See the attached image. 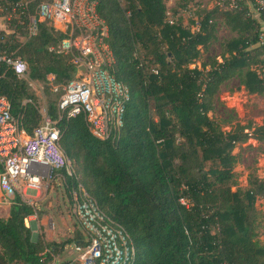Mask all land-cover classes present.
Wrapping results in <instances>:
<instances>
[{
  "label": "trees",
  "instance_id": "16d2710c",
  "mask_svg": "<svg viewBox=\"0 0 264 264\" xmlns=\"http://www.w3.org/2000/svg\"><path fill=\"white\" fill-rule=\"evenodd\" d=\"M96 10L109 29L110 70L132 98L120 136L106 140L90 132L82 114L60 118L58 102L50 101L48 114L81 176L62 174L81 182L125 227L136 248L134 264H264L256 207L264 177L250 173L248 186L234 188L239 156L233 153L251 137L264 141V123L223 130L209 115L220 86L235 75L249 93L264 96V43L258 42L264 24L247 6L204 10L196 30L180 18L169 23L165 0H97ZM218 17L238 35L226 43L221 61L192 67L200 46L215 37ZM64 36L42 21L25 42L0 30V48L26 61L30 79L47 81L53 74L63 93L76 73L72 55L56 51ZM6 69L0 65V75L6 71L0 95L9 97L13 114L31 133L42 113L28 82ZM10 202L9 216H0V264H70L56 261L68 240L47 241L44 233L32 238L26 218L43 211L17 192Z\"/></svg>",
  "mask_w": 264,
  "mask_h": 264
},
{
  "label": "built area",
  "instance_id": "2783aa9c",
  "mask_svg": "<svg viewBox=\"0 0 264 264\" xmlns=\"http://www.w3.org/2000/svg\"><path fill=\"white\" fill-rule=\"evenodd\" d=\"M196 1L189 3L190 11L205 5L203 0ZM212 2L221 10L247 6L264 24V0ZM96 5L97 0H0V30L14 33L25 42L38 32L39 23L45 21L65 34L56 51L72 55L76 73L58 100L59 117L82 114L90 132L106 140L120 136L132 96L129 86L110 70L114 56L107 41L109 29L97 13ZM182 14L180 9L171 13L167 7L166 20L175 23ZM258 42L264 43V31ZM14 53L0 48V65H6L29 82L32 79L28 76L26 61ZM80 65L86 70L78 75ZM29 101L30 98L23 99V103ZM20 123V115L13 114L9 97L0 95V163L3 166L0 181L7 196L12 197L15 192L21 194L24 187L41 189L55 181L57 172L62 170L71 179H78L61 145L57 121L48 112L42 114L41 122L31 133ZM61 175L68 190L69 211L82 227V237L75 240L78 255L70 264H134L136 248L125 227L107 215L80 182H68L65 175ZM26 201L32 203L28 198Z\"/></svg>",
  "mask_w": 264,
  "mask_h": 264
},
{
  "label": "rangeland",
  "instance_id": "374dc122",
  "mask_svg": "<svg viewBox=\"0 0 264 264\" xmlns=\"http://www.w3.org/2000/svg\"><path fill=\"white\" fill-rule=\"evenodd\" d=\"M124 1V0H123ZM166 5L171 13H174L180 9L182 15L179 17L183 24L190 26L193 30L199 27V22L202 19L203 11L214 8L212 0H203L204 6L198 7L196 10H189L190 2H197L196 0H189L186 5L182 4L181 0H165ZM199 2V1H198ZM183 5V6H182ZM215 22V37L212 38L207 47L201 48V56L191 66L195 65L201 67L203 62H210L211 59L216 58L222 60V55L226 53V43L238 34L233 31L221 18L214 20ZM262 57V56H261ZM27 80L28 76L26 77ZM54 75L49 74L47 81L29 80L33 81L32 84L29 82L28 91L33 94L36 98V103L42 114L48 112L49 103L54 100L58 102L62 93L61 89H56L54 84ZM53 83V85H51ZM211 117H214L221 125L223 130H230L234 128L237 123L243 125L252 124L260 125L264 123V96L255 93H249L244 85L240 81L238 75L233 76L231 79L224 82L215 94L213 99V108L209 112ZM233 153L239 156V162L234 167V188L241 186L245 188L248 186V175L250 173L259 174V170L262 167L264 159V141L257 140L256 138H249L248 141L238 144ZM73 167L77 172L78 179L80 174L78 173V163L73 162ZM263 171V170H262ZM261 173V172H260ZM81 183V182H80ZM82 184V183H81ZM83 185V184H82ZM64 186L63 180L58 179L51 182L49 185L45 184V187L53 188V203L55 204L51 210V221L54 223V232H58L62 220L59 215H65L69 227V231L66 230L64 235H61L55 242L61 244L68 240L67 244L61 249L60 254L56 257L57 262L69 261L74 259L78 252L75 250V240L80 236L82 227L80 226L77 219L67 210L58 208L61 199V187ZM65 187V186H64ZM25 188V187H24ZM258 200V199H257ZM256 200V204L257 201ZM258 210L261 214L259 216V238L264 243V202H258ZM45 208V205H44ZM46 209V208H45ZM69 209V207H68ZM38 236L41 234V230H38ZM52 242V241H51Z\"/></svg>",
  "mask_w": 264,
  "mask_h": 264
},
{
  "label": "crops",
  "instance_id": "0c3cea01",
  "mask_svg": "<svg viewBox=\"0 0 264 264\" xmlns=\"http://www.w3.org/2000/svg\"><path fill=\"white\" fill-rule=\"evenodd\" d=\"M261 165L262 167L260 168L258 175L260 177H264V159ZM57 174H58V179L59 178L62 179V175H61L62 173L58 171ZM60 189H61L60 193H61L62 200L59 202L61 206L58 205V208L59 209L63 208L62 210L65 209L67 210L66 212L69 213V209H68L69 195L64 186H62ZM53 191H54L53 188H48V187H45L44 185L42 186L41 189L24 188L21 194L19 193L23 199L27 200L28 198L29 200L32 201L31 204H34L39 210L43 211L42 216L33 214L27 217V220H26V224L31 227L32 238L34 240L38 237L39 229L41 230V233L45 234V238L47 241H55V239L57 241L58 238L56 237H60L61 235H64L66 230L69 231L67 219L65 215L61 214L59 215L60 219L62 220L60 229L58 230L57 233L54 232V223L51 221L52 219L51 210L53 206L55 205L52 200ZM10 199L11 197L6 195L1 185V181H0V216L2 217L9 216L10 207H11ZM257 199H258L257 200L258 202H264V196H259ZM258 202L256 204L257 208L259 206ZM44 205L46 209L44 208ZM263 210H264V206H263ZM259 214H261L260 210H259ZM81 237H82V231H81L80 236H78L76 240H80ZM71 260L72 259H70V261Z\"/></svg>",
  "mask_w": 264,
  "mask_h": 264
},
{
  "label": "water",
  "instance_id": "95a60500",
  "mask_svg": "<svg viewBox=\"0 0 264 264\" xmlns=\"http://www.w3.org/2000/svg\"><path fill=\"white\" fill-rule=\"evenodd\" d=\"M86 70L85 66L84 65H80L79 68H78V75L81 73V72H84Z\"/></svg>",
  "mask_w": 264,
  "mask_h": 264
}]
</instances>
